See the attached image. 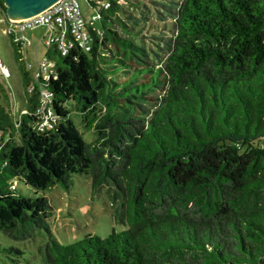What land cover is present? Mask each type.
Wrapping results in <instances>:
<instances>
[{"label":"trees","instance_id":"obj_1","mask_svg":"<svg viewBox=\"0 0 264 264\" xmlns=\"http://www.w3.org/2000/svg\"><path fill=\"white\" fill-rule=\"evenodd\" d=\"M87 1L100 28L56 59L50 130L6 37L20 106L0 82V232L45 231V264H264V0ZM76 175L126 191V229L56 240L44 192Z\"/></svg>","mask_w":264,"mask_h":264},{"label":"rangeland","instance_id":"obj_2","mask_svg":"<svg viewBox=\"0 0 264 264\" xmlns=\"http://www.w3.org/2000/svg\"><path fill=\"white\" fill-rule=\"evenodd\" d=\"M79 2L83 12L88 13V17L96 13L87 0H79ZM2 16L3 13L0 10V17ZM95 27L100 28V21L95 22ZM46 34L47 30L42 26L23 32L32 45L24 46L21 52L33 71L37 67L38 60L46 59L48 50L42 41ZM36 47L38 52H35ZM0 58L11 73L8 81L10 85L3 81V87L8 94L14 113L18 115L20 100L17 69L12 47L8 39L2 35V25H0ZM0 82H2L1 77ZM75 120L85 140L92 142L95 138L94 132L84 128L77 118ZM20 188L25 193H31L24 184H20ZM44 194L52 208L48 220L49 228L61 244L74 243L87 234L105 238L113 229L117 232L126 229L128 196L124 189H119L112 184H102L97 189H93L90 177L76 175L71 179L68 189L61 184H56ZM47 239V233L40 230H35L34 234L23 242L11 240L0 232V264H45L39 248Z\"/></svg>","mask_w":264,"mask_h":264},{"label":"built area","instance_id":"obj_3","mask_svg":"<svg viewBox=\"0 0 264 264\" xmlns=\"http://www.w3.org/2000/svg\"><path fill=\"white\" fill-rule=\"evenodd\" d=\"M90 1L95 2L96 0ZM104 8L108 9L109 4L105 2ZM98 19L99 16L96 13L88 19L84 18L77 0H59L45 11L27 19L12 20L6 14L0 17L2 35L9 37L12 33H15L18 37L16 41L22 45V48L30 44V41L23 35V32L37 26L45 27L47 30L46 36L42 38L47 50L48 48H54L55 56L50 58L46 55V59L38 60L37 67L34 71L27 64L34 80V85L30 88V91L36 88L40 101L39 112L42 116V121L38 123L37 130L43 131L45 128L50 130L56 121V117L51 108L52 94L46 85L49 80L57 78L56 59L58 56H66L74 45H77L85 52L89 51V29L94 28L93 25ZM0 77L2 84L5 81L7 85H10L8 81L11 78V73L3 65L1 58Z\"/></svg>","mask_w":264,"mask_h":264},{"label":"water","instance_id":"obj_4","mask_svg":"<svg viewBox=\"0 0 264 264\" xmlns=\"http://www.w3.org/2000/svg\"><path fill=\"white\" fill-rule=\"evenodd\" d=\"M6 16L12 20L33 17L55 4L59 0H3Z\"/></svg>","mask_w":264,"mask_h":264},{"label":"crops","instance_id":"obj_5","mask_svg":"<svg viewBox=\"0 0 264 264\" xmlns=\"http://www.w3.org/2000/svg\"><path fill=\"white\" fill-rule=\"evenodd\" d=\"M77 1L79 2V0H77ZM79 5H80V9H81V13H82V15L84 16V18H87V19H88L90 16L88 17V13H84V12H83V10H82V6H81L80 2H79ZM93 27L96 28V27H95V24L93 25ZM96 29H97V28H96ZM29 45H32V43L30 42ZM35 52H38V51H37V47H36Z\"/></svg>","mask_w":264,"mask_h":264}]
</instances>
